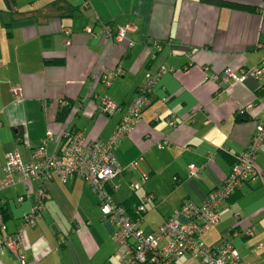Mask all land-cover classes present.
<instances>
[{"label": "crops", "instance_id": "obj_1", "mask_svg": "<svg viewBox=\"0 0 264 264\" xmlns=\"http://www.w3.org/2000/svg\"><path fill=\"white\" fill-rule=\"evenodd\" d=\"M224 2L0 0V164L12 150L23 161L41 145L48 153L60 151L65 131L106 141L146 75L164 68L141 121L114 148L123 171L109 180L110 193L133 214L144 203L146 210L136 218L145 234L184 200L205 201L222 185L256 124H264V92L256 78L228 84L210 78L227 68L240 75L263 60L264 0ZM108 23L114 34L125 25L133 29L124 40L111 41L102 29ZM103 96L117 104L114 113L101 111ZM64 100L71 111L58 121ZM48 130L52 135L45 140ZM132 162L135 168L128 167ZM190 164L198 176H189ZM255 164L264 170V141ZM132 184H138L134 191ZM43 185V209L23 233L24 264H120L114 228L89 184L77 177L63 183L53 175ZM40 186L30 179L0 189L5 232L21 226ZM218 215V223L202 235L205 245L226 240L240 264H264L262 182L255 178L235 190ZM193 256L185 254L176 264ZM16 263L12 253L0 251V264Z\"/></svg>", "mask_w": 264, "mask_h": 264}, {"label": "built area", "instance_id": "obj_2", "mask_svg": "<svg viewBox=\"0 0 264 264\" xmlns=\"http://www.w3.org/2000/svg\"><path fill=\"white\" fill-rule=\"evenodd\" d=\"M133 29L125 25L114 34L116 40L121 41L125 32ZM69 34V30H65ZM103 32L112 37L109 26L103 28ZM70 41L66 40V44ZM131 45L132 42H129ZM157 49L160 46L156 44ZM192 51H195L192 50ZM164 68L152 74L148 73L144 83L128 104L125 113L115 127L111 136L106 141L88 139L80 131H65L62 137L65 146L59 151L48 153L45 145H41L32 151L31 160L23 161L16 150L6 154L4 164H0L2 176H0V189L11 186L18 181L36 179L41 186L36 194V205L23 216V223L13 233L5 232L6 226L0 224V251H8L16 258V264H24L25 256L20 246L25 228L32 227L35 218L43 209V201L47 197L44 182L56 175L65 183L70 177H77L89 184L99 198V206L104 220L113 226L112 237L117 243L121 264H176L181 256L191 253L199 257L201 264H240L239 254L226 240L217 246H206L202 235L219 220L218 207L235 190L241 188L250 180L258 178L264 185V170L255 164L258 149L264 141V124L257 123L256 130L246 146L239 153L233 163L230 172L222 185L211 191L206 200L200 204L184 200L179 208L155 231L145 234L129 214L124 206L118 204L112 198L108 182L123 171L114 155L116 144L124 135L130 134L141 121L142 109L147 104V96L154 88L159 75ZM247 76L256 78L260 87H264V58L257 66L241 69L240 75L230 69H224L219 74L210 78L214 81L228 84L231 81H242ZM19 96V89H13ZM68 101H63L67 105ZM101 111L112 114L118 106L109 97L101 99ZM246 107L245 109H248ZM240 112L244 109H240ZM52 132H46L45 140L50 138ZM44 140V142H45ZM130 168L136 167V162L129 164ZM189 176H198V168L190 164ZM145 178V177H144ZM138 184L130 185L134 191ZM23 197H19L22 200ZM145 199V197H144ZM146 210L144 203L137 206V212ZM250 233V231H248Z\"/></svg>", "mask_w": 264, "mask_h": 264}, {"label": "trees", "instance_id": "obj_3", "mask_svg": "<svg viewBox=\"0 0 264 264\" xmlns=\"http://www.w3.org/2000/svg\"><path fill=\"white\" fill-rule=\"evenodd\" d=\"M203 2H207V3H214V4H216V3H225L224 2V0H202ZM235 7H242V6H239V5H237V4H233ZM244 9H250V7H243ZM105 26H109L110 27V29H111V26H110V23H108V24H104L103 26H102V29L105 27ZM104 33V32H103ZM111 33H112V31H111ZM105 34V33H104ZM113 35H112V37L110 38V36H108V35H106L111 41H118V40H116L115 39V37H114V33H112ZM124 39H125V37H124ZM123 39V40H124ZM122 41V40H121ZM44 43L47 45L48 44V41L47 40H45L44 41ZM260 91H262V92H264V87L263 88H261L260 89ZM150 94V93H149ZM148 94V95H149ZM147 99H148V96H147ZM70 111H71V103L69 102L67 105H63V106H60L59 107V109L57 110V114H56V119L58 120V121H64L65 119H66V117L68 116V114H70ZM239 119H242V118H240L239 117ZM245 119V118H244ZM109 187V186H108ZM110 190V189H109ZM230 197V196H229ZM228 197V198H229ZM192 202V201H191ZM194 203V202H193ZM118 204H120V203H118ZM196 204H198V203H196ZM122 205V204H121ZM139 205V203L136 205V208H137V206ZM123 206V205H122ZM124 208H125V210H126V213L127 214H129L134 220H136V222H137V218H136V216L137 215H141L143 212H137L136 211V208H135V213L133 214V213H131V211L129 212V210L124 206ZM138 226V225H137ZM187 254H189V253H187ZM184 256V255H183ZM196 256V255H195ZM182 257V256H181ZM199 258V257H198ZM121 262H122V258H121ZM121 264V263H120ZM135 264H139V263H135Z\"/></svg>", "mask_w": 264, "mask_h": 264}, {"label": "rangeland", "instance_id": "obj_4", "mask_svg": "<svg viewBox=\"0 0 264 264\" xmlns=\"http://www.w3.org/2000/svg\"><path fill=\"white\" fill-rule=\"evenodd\" d=\"M189 258H192V259H189ZM189 258H188V260H190V261L187 264H194L193 261L198 262V259H199V258L197 259L196 256L189 257Z\"/></svg>", "mask_w": 264, "mask_h": 264}]
</instances>
